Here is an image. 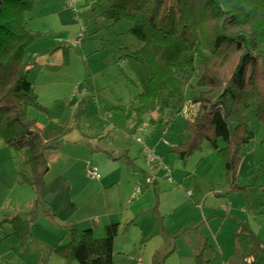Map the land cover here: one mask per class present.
<instances>
[{
  "label": "rangeland",
  "instance_id": "1",
  "mask_svg": "<svg viewBox=\"0 0 264 264\" xmlns=\"http://www.w3.org/2000/svg\"><path fill=\"white\" fill-rule=\"evenodd\" d=\"M89 1L80 3L91 5ZM59 2L60 9L66 11L60 22L54 3L47 12L36 4L25 16L26 29L38 35L26 49L25 63H34L37 53L46 49L53 51L50 55L59 49L63 52V64L29 72L33 91L47 111L30 108L28 117L37 126L52 121L68 127L70 132L57 152V164L76 158L85 163L88 180L100 183L98 178L86 175L87 168L94 166L101 182L107 183L97 189L93 183L81 182L84 186L77 201L108 202L119 214L111 219L124 217L119 222L120 231L126 228V232L115 239L114 264H134L132 258L137 255L143 264H194L198 252L211 264H225L234 253L236 224L245 217H258L264 208V125L248 114L254 138L241 153L242 157L253 154L256 165L252 174H240L239 185L243 188L230 191L222 163L207 142L185 160L172 152L186 137V121L196 115L198 105L188 100L194 95L190 85L195 86V79L181 87L184 100L180 105L163 99L154 109L145 110L136 126L130 115L138 107L132 100L144 90L146 82L144 64L132 59L142 43L129 33L130 23L93 19L91 8L79 3L75 4L79 11L76 20V13L65 0ZM79 33L83 40L79 47H72L71 42ZM203 55L208 54L198 45L195 58ZM131 133L143 139L168 165L173 182L150 173L141 144ZM28 171L21 155L3 146L0 140V201L10 194V187L17 182L22 184L19 173ZM157 181L162 188H156ZM136 190L138 197L131 199ZM173 190L179 194H169ZM144 196L145 200L137 204ZM132 202L137 206L128 211V216L123 215ZM185 228L189 230L183 232ZM258 258L256 264L264 262V256L258 254ZM235 264L242 262L236 260Z\"/></svg>",
  "mask_w": 264,
  "mask_h": 264
},
{
  "label": "trees",
  "instance_id": "2",
  "mask_svg": "<svg viewBox=\"0 0 264 264\" xmlns=\"http://www.w3.org/2000/svg\"><path fill=\"white\" fill-rule=\"evenodd\" d=\"M37 0H2L0 9V140L21 155L28 172L19 180L39 198L48 172L47 152L56 151L70 132L56 122L38 127L28 109L47 111L28 79L33 66L24 62L26 49L38 35L25 27V16ZM91 18L130 23L129 33L142 43L132 59L145 66V88L132 102L136 126L145 110L164 99L181 104V87L195 79L188 100L198 105L184 126L186 137L172 152L185 160L207 142L222 163L230 191L240 190L238 169L242 150L253 138L248 114L264 125V0H96ZM201 45L208 55L195 58ZM183 75V76H181ZM181 77H183L181 79ZM168 103V102H166ZM132 122V123H133ZM21 242L30 233L27 221L14 216L5 221ZM118 224L105 226L97 238L91 229L68 228L67 241L53 252L67 262L114 264ZM182 232V230H180ZM234 253L225 264H255L264 251L248 222L234 232ZM203 253L194 264H211Z\"/></svg>",
  "mask_w": 264,
  "mask_h": 264
},
{
  "label": "crops",
  "instance_id": "3",
  "mask_svg": "<svg viewBox=\"0 0 264 264\" xmlns=\"http://www.w3.org/2000/svg\"><path fill=\"white\" fill-rule=\"evenodd\" d=\"M93 2L94 0H90L89 4L91 5H85L81 4L84 3L83 1L80 3V0H75V4L79 3L81 7H85L86 9L92 8ZM53 3L55 7L59 9L56 14L60 22L62 16L66 14V11L63 8L60 9L59 0H37V5L41 6L45 12L52 10ZM78 14L79 11L75 14L76 20H79ZM78 22L81 24L80 21ZM52 52L53 51H50V49L38 52L34 63L27 64L33 66L32 69L56 67L63 64V61L60 60V54H63V52L59 49L54 55H50ZM83 90L79 95H84L85 90ZM38 127L43 126L38 125ZM131 136L133 138L132 133ZM58 149L53 152L49 151L50 157L46 153L48 172L45 176L44 192L39 198L34 196L30 188H25L24 185L26 184L20 185L18 182L15 187H10V194H8L7 197H2V201H0V264H78L75 261L67 262L53 252L56 245L66 241V232L68 228L74 226L78 230L91 229L93 235L100 238L104 236L105 226L118 224L120 227L119 222L125 220L123 216H120V219H111L112 216L119 214L113 210L114 207H109L108 202L97 201L88 203L77 201V196L80 195V192L83 190L81 188L84 186L80 183H85L87 181L90 183L93 182L85 177L86 166L83 161L80 162L78 159L70 157L69 162L57 164L56 157L59 156V153H57ZM254 165H256V163L253 154H244L239 165L238 176L242 173L246 174V172L252 174L251 172L254 169ZM154 173L155 175L165 177V171L160 165L156 166ZM96 180H100V183H93L97 186V189L104 188L107 184L101 182L102 179L100 176ZM156 185L157 189L162 188L158 181ZM130 188L131 186L129 190ZM169 194L178 195L179 192L177 191L176 193V191L173 190ZM138 195L139 193L136 195L133 194L131 199H136ZM144 200L145 196L140 198L137 204ZM109 201H113V199ZM136 206L135 202H132L123 215L128 216V211L134 209ZM197 211L200 212L199 210ZM14 216L21 217L23 220L27 221L30 226L29 235L21 242L13 235L12 227L5 222ZM245 220L248 222L257 238L264 242V208L260 209L258 217H254L252 220L245 217ZM188 230V228H185L183 232ZM258 254L264 256V251L257 253V259H259ZM138 256L141 257L140 255L135 257ZM135 257L132 258L134 264ZM262 261H264V259ZM261 264H264V262H261Z\"/></svg>",
  "mask_w": 264,
  "mask_h": 264
},
{
  "label": "built area",
  "instance_id": "4",
  "mask_svg": "<svg viewBox=\"0 0 264 264\" xmlns=\"http://www.w3.org/2000/svg\"><path fill=\"white\" fill-rule=\"evenodd\" d=\"M65 4L74 13H77V9L75 6V0H65ZM83 37H84L83 34L79 33L76 36V38L71 42L72 47H79L81 44V41L83 40ZM132 124L133 123L131 122L130 128H133ZM133 139L137 143L141 144V147H142L141 152L144 154V158H145V161L148 165L150 173H154L156 166L160 165L163 168V170L165 171V177H166L167 181L173 182L171 180L170 169H169L168 165L163 164L161 158L154 154L153 149L148 147V145L144 142L143 139L135 137L134 135H133ZM86 174H87V176H89L91 178H99L97 168H95L94 166H90L89 168H87ZM138 193H139V190H136L134 194L136 195ZM134 261H135V264H142V259L139 256L135 257Z\"/></svg>",
  "mask_w": 264,
  "mask_h": 264
},
{
  "label": "water",
  "instance_id": "5",
  "mask_svg": "<svg viewBox=\"0 0 264 264\" xmlns=\"http://www.w3.org/2000/svg\"><path fill=\"white\" fill-rule=\"evenodd\" d=\"M1 5H2V0H0V9H1Z\"/></svg>",
  "mask_w": 264,
  "mask_h": 264
}]
</instances>
